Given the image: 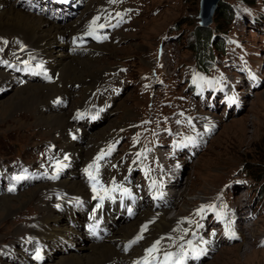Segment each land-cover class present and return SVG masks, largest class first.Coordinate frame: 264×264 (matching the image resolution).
Masks as SVG:
<instances>
[{
    "label": "rangeland",
    "instance_id": "1",
    "mask_svg": "<svg viewBox=\"0 0 264 264\" xmlns=\"http://www.w3.org/2000/svg\"><path fill=\"white\" fill-rule=\"evenodd\" d=\"M11 1L25 8L18 0ZM97 1L88 0L67 23ZM221 2L227 14L215 10L211 23L201 27L199 0H119L111 8L125 14L133 7L130 21L107 43L87 46L102 50L99 58L96 55L88 61L97 68L91 73L99 74L94 76L96 86L83 84L91 86L85 87L86 92L82 86L65 85L66 92L74 88L69 106L61 107L62 111L50 110L59 88L52 84L54 77L47 88L40 86V102L0 115V197L22 200L7 215L0 213V264H57L62 260L58 257L68 251H79L75 243L74 247L61 243L62 236L48 237L49 251L38 249L46 235L45 220L51 221L53 212L57 215L63 210L61 202L74 196V181L81 179V165H69L71 160H67L68 148L78 146V136L72 138L71 125L64 122L68 119L70 124L75 121L81 125L83 117L97 123L88 128L90 135L99 130L82 144L81 162H87L101 142L107 144L114 136L119 140L114 158L119 161L123 156L126 161L127 152L139 148L138 140H132V135L139 133L143 141L155 144L154 152L147 149L146 153L163 159L168 172L177 171L173 178H177L180 187L176 191L181 196L172 201L179 205L171 206L165 216L182 217L194 229L190 230L192 237L183 236L173 246L181 240L192 243V238L197 246L205 245L208 249L204 247V257L197 264H264V0ZM5 36L0 42V67L18 77L17 70L4 67L18 59L13 57L16 46L8 43L9 35ZM19 88L20 84H0V103L15 96ZM81 100L91 116L73 119L75 104ZM102 112L108 116L103 121L99 118ZM106 132L115 135L104 140ZM68 140L72 144H67ZM130 174L133 181L134 171L129 170ZM141 176L142 171L136 180L144 185ZM67 177L71 178L65 183ZM166 187L168 197L171 186ZM30 192L32 196H28ZM69 203L72 208L73 203ZM144 203L152 205L151 201H140L139 207L143 209ZM78 221L82 226L84 220ZM132 228L129 226L124 235ZM166 235L163 237L172 239ZM83 237L86 243L91 240ZM63 239L72 244L65 234ZM67 258L69 264H76Z\"/></svg>",
    "mask_w": 264,
    "mask_h": 264
},
{
    "label": "bare ground",
    "instance_id": "2",
    "mask_svg": "<svg viewBox=\"0 0 264 264\" xmlns=\"http://www.w3.org/2000/svg\"><path fill=\"white\" fill-rule=\"evenodd\" d=\"M104 1L105 0H98L96 4H90V2L84 9L79 12V16L77 19L73 20L70 23L57 24L53 20H47L38 16L34 11H26L25 8L23 9L21 6H19L20 4H17L16 1L12 2L11 0H0V42H3L5 40L2 38L3 36L9 35L8 37L10 38L8 40V43L14 44L16 46V51L13 57L20 59L11 60V62L5 64L4 66L18 70V77L6 73L5 70L3 71V69L0 67V84L15 83L18 86L20 84L19 91H15V96H10L7 100L0 103V115L3 113H12L13 110H17L18 108H26L30 103V105H32L34 102L36 103L37 100L40 102V86H46L47 88V85L50 84L48 81L43 80V77L38 72L41 68L49 70L50 74L53 76V79L55 77V82L52 84H54L57 88L59 87L58 91L54 93L51 99L50 110L52 108L55 111H62L61 107H63L64 105L69 106L68 103L72 98V90L74 88L70 92H66L63 89L65 85L76 84L78 85V87L82 86L84 90L85 87L91 88L90 85H85L94 83L95 74L97 75L96 78L99 76V74L98 72L91 73L93 69L97 70V68L88 63V61H90V58L95 57L96 55H98L99 58L100 56L98 53H100V51L102 50H100L101 48H99V46H96L94 48L86 46L82 47L81 49L73 50L70 44L69 37L67 36L69 29L73 30V25H75L76 27L80 26L76 25V22L79 19L90 16L97 10L105 6L106 4L103 3ZM71 33H69V36L71 35ZM102 47L105 49L107 46ZM79 50L82 51V54L78 53ZM2 55H7L6 57H9L7 53H3ZM32 73L33 75H31ZM87 78L89 79V82H87ZM38 79H40V81ZM81 79H85L84 82H81ZM67 81H72V83L70 82L63 84ZM59 82L60 84L58 85ZM94 86H96L95 83ZM85 91L87 92L88 89ZM86 92L85 94L87 96L88 94ZM83 100L75 104V109H78L79 111H81V113L84 112L80 114V117L78 116V118L83 117V115L87 116L88 114L85 113H89V111L87 112L86 110V106H84ZM59 116V114H54L53 117L59 118ZM63 116L64 115H62L61 120L63 119ZM99 116L101 121L105 120L108 117L107 113L103 112L102 115ZM39 120L41 121V119ZM88 120L86 119V117L81 118L80 121L83 122L81 125L77 124L75 121L74 124H70L68 119L64 122L66 126L71 125L70 130H74L76 132L78 136L77 139L79 140L78 146L75 149L68 148L69 153L67 154V160H71L69 161V165L71 164V162H74L78 166H82L86 163L81 162L80 152L83 149L82 144H85L87 137L94 135V133L96 134V132L99 130H94L95 132L90 135V129L88 128L94 125L96 126L97 123H92L94 122V120H91V122L90 120ZM100 120L98 121V123L101 122ZM29 130L31 129L29 128ZM102 135L104 140H106L115 134H109V132H106V135ZM53 139L54 141L56 140L55 137H53L52 140ZM67 144H72V141L68 140ZM98 144L99 142L96 144V146ZM99 145H106L105 141L101 142ZM96 150L97 148H95L91 152L88 161L91 159V156ZM73 158H77V161H72ZM58 162L61 164V166L65 163L61 162L59 159ZM131 172L132 171L130 170V173ZM176 172V170L172 169V171L170 172V177L172 178L169 177L165 179L166 185L168 184L169 186H171V194L168 195V197L164 196L160 203L151 202L152 205L144 203V208L142 209L139 207L140 201L137 199L135 201V208L130 216L125 215V208L119 209L118 205H116L115 208H111L110 204L106 205L104 207L103 214L101 215V217L99 216V219L102 222L101 226L103 228V231H105V234L100 239H88V243L83 240V238L85 239V237L83 236H86L87 234L79 225L78 219H82L84 220V222H86V210L89 211L90 209H92L96 202L90 199V188L86 186L85 182L80 177L81 179L74 181L77 187L76 190L72 192L74 196L71 198L69 197L68 199L61 202V208H63V210H60L57 215L53 214V212L51 214V221L45 220L44 226L46 228V235L41 237L40 248L38 249V251H49V249L52 247H50L49 244L51 239L48 237L62 236L61 239L63 240V242L60 241L61 243L69 244L71 247H74L75 243L76 246L78 245L79 251H68L67 255L58 257L59 259L62 258V260H58L57 264H69L67 257H69L71 260L76 261V264H96L98 261L99 262L97 264H133L136 261V258L140 257V255H149L146 252V247L150 248L153 244H155L156 241L160 242L157 247L164 251L166 249H170L173 246V243L176 240L181 239V237H192L193 235H190V230L194 229V225H189L188 222L182 219V217L178 219H171L165 216V212L171 206L176 205L177 207L179 205L172 201L173 199H175V197L181 196L176 191V188L180 187L178 186L177 178L176 180L173 178V176L176 175ZM73 175H75V173H73ZM70 178H64L63 181L66 183L70 180ZM126 179H128L130 182L129 188L133 189L134 184L131 174L127 175ZM61 181L62 180H60V183L63 184L64 182ZM155 192L156 191L154 190L150 191L152 197L154 196ZM31 193L32 192H30L28 196L31 195ZM21 201L22 200L20 197L12 199L9 196H1L0 213H4L7 215V213L10 212L14 205L21 203ZM177 201L178 200H176V202ZM68 202L73 203L72 208L68 205ZM97 212L99 213V210ZM25 215H27L26 212ZM39 219L44 220L42 218ZM40 220H38L39 224H41ZM76 221H78L77 224ZM50 222H53L55 225L50 226ZM129 226H132L133 228L127 235H124V231ZM79 227H81V230L79 229ZM63 234L71 239L72 244L65 242V239H63ZM143 234L144 239L142 242L140 241L141 243H133V245H131L129 249H125V246L123 245L124 241L133 238L135 235H140L143 238ZM166 234L172 235V239L164 238L167 236ZM241 237L242 239H244L245 234L241 233ZM193 242L196 245V240H194ZM204 247L206 248L205 245ZM204 247L196 245V249L200 250L202 254L205 253ZM153 254L154 253H152L151 255ZM64 258L67 259L64 260ZM162 262H165V256L162 258ZM71 263L73 264V262ZM189 264L197 263L191 262Z\"/></svg>",
    "mask_w": 264,
    "mask_h": 264
},
{
    "label": "snow or ice",
    "instance_id": "3",
    "mask_svg": "<svg viewBox=\"0 0 264 264\" xmlns=\"http://www.w3.org/2000/svg\"><path fill=\"white\" fill-rule=\"evenodd\" d=\"M111 2L115 3L116 0H111ZM98 19H99V17L95 18L92 23L95 24L96 23V20H98ZM99 27L100 28H103L104 25L103 24H100ZM189 140H191V138H189ZM102 156H103V154H101V156L98 157L97 159H101ZM89 167L91 168L93 166L90 165ZM90 176H91V174H90ZM22 178L23 177H16L17 180H20ZM91 178L92 179H95V177H91ZM52 179H56V176H53ZM93 190L94 191L96 190L95 185H93ZM116 190H117L116 187H113L112 189H103L104 192H111V191H116ZM123 193L126 194V195L131 196V192L127 188H124L123 189ZM99 198H100V201H101V204H102L103 203V200L105 199V197L104 196H100ZM108 198L111 199L112 197L109 196ZM139 239H142V237H137V240H139ZM135 242L136 241H133L132 243H135ZM159 243H160L159 241H156L155 244H153L150 248L146 249V252L149 255H151L152 253L159 251V249L157 247L159 245ZM171 255H172L171 253H166L165 254V261L169 260V258L171 257ZM36 258L37 259H40L41 258L39 252L36 253ZM144 264H150V262L148 261V258L147 257H145V259H144Z\"/></svg>",
    "mask_w": 264,
    "mask_h": 264
},
{
    "label": "water",
    "instance_id": "4",
    "mask_svg": "<svg viewBox=\"0 0 264 264\" xmlns=\"http://www.w3.org/2000/svg\"><path fill=\"white\" fill-rule=\"evenodd\" d=\"M219 1L223 0H199V21L201 27L208 26L212 21V15L218 8Z\"/></svg>",
    "mask_w": 264,
    "mask_h": 264
},
{
    "label": "trees",
    "instance_id": "5",
    "mask_svg": "<svg viewBox=\"0 0 264 264\" xmlns=\"http://www.w3.org/2000/svg\"><path fill=\"white\" fill-rule=\"evenodd\" d=\"M216 13H217V14H222V15L227 14V11H226V9L222 6V2H221V1L219 2L218 8L216 9ZM194 50H197V48H194Z\"/></svg>",
    "mask_w": 264,
    "mask_h": 264
}]
</instances>
